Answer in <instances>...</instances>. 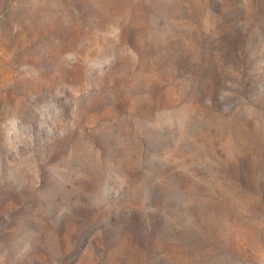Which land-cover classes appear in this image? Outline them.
I'll use <instances>...</instances> for the list:
<instances>
[{
  "label": "rangeland",
  "instance_id": "1",
  "mask_svg": "<svg viewBox=\"0 0 264 264\" xmlns=\"http://www.w3.org/2000/svg\"><path fill=\"white\" fill-rule=\"evenodd\" d=\"M0 264H264V0H0Z\"/></svg>",
  "mask_w": 264,
  "mask_h": 264
}]
</instances>
